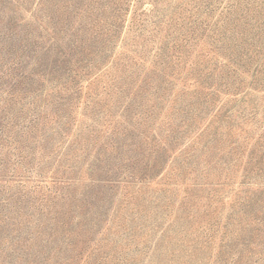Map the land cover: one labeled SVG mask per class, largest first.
<instances>
[{"label": "rangeland", "instance_id": "1", "mask_svg": "<svg viewBox=\"0 0 264 264\" xmlns=\"http://www.w3.org/2000/svg\"><path fill=\"white\" fill-rule=\"evenodd\" d=\"M0 264H264V0H0Z\"/></svg>", "mask_w": 264, "mask_h": 264}]
</instances>
